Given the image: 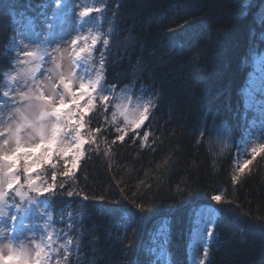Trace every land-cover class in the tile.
<instances>
[{"label": "trees", "instance_id": "trees-1", "mask_svg": "<svg viewBox=\"0 0 264 264\" xmlns=\"http://www.w3.org/2000/svg\"><path fill=\"white\" fill-rule=\"evenodd\" d=\"M7 2L0 0V47L12 35ZM116 2L123 6L119 9L114 58L116 51L125 52V44L130 46L126 58L109 66L107 79L118 84V91L129 83V78L147 89L153 87V81L157 86L163 84L159 107L138 130L149 132V144L153 136L159 139L153 145L154 151L140 149V138L133 142L129 132L122 145H113L110 157L103 156L101 143L100 155L81 162L75 184L63 178L66 187L105 196L104 207L134 214L130 218L126 211L107 214L90 210L82 231L91 234L81 241L79 264H149V233L164 218L171 223L169 264H189L185 240L190 210L214 204L210 197L217 193L225 194L232 203L215 205L222 215L210 249L211 264H264V153L257 155L250 166L252 175L244 182L233 186L230 179L233 144L245 124L240 113L241 89L251 54L264 45V0H143L142 6L140 0ZM11 3L18 9L15 17L27 18L37 17L45 0ZM248 4L252 5L250 9H246ZM115 11L113 3L109 18ZM132 29L136 39L129 42L126 37ZM137 58L149 64L152 78L133 73ZM209 114L228 139L229 149L223 155L219 154L221 145L211 123L207 134H201ZM97 119L108 128L103 138L110 143L116 136L114 128L105 124L103 113ZM46 178L50 181V170ZM61 179L58 176V182ZM112 200L119 203H110ZM133 200L149 205L150 210L139 213ZM54 207L59 212L65 205L57 199Z\"/></svg>", "mask_w": 264, "mask_h": 264}, {"label": "snow or ice", "instance_id": "snow-or-ice-1", "mask_svg": "<svg viewBox=\"0 0 264 264\" xmlns=\"http://www.w3.org/2000/svg\"><path fill=\"white\" fill-rule=\"evenodd\" d=\"M113 3L117 11L109 18ZM5 6L16 24V5L8 0ZM122 6L116 0H45L37 12L38 29L33 25L37 17H30L24 28L12 27L9 42L0 47V61L7 62L6 66L0 63V264H79L81 241L91 234L82 231L90 210L107 214L126 211L130 218L134 215L130 210L104 207L105 196L66 187L63 179L75 184L81 162L100 155L101 143L103 156L110 157L113 145H122L129 132L133 142L140 138V149L154 151L153 145L159 139L153 136L149 144V132L138 130L159 107L163 84L157 86L153 81V87L147 89L129 78V83L118 91V84L107 79L109 66L126 58L130 46L125 44V52L116 51L114 58ZM251 7L246 5V9ZM135 39L132 29L126 40ZM132 67L141 78H152L150 66L142 58H137ZM248 75L242 89L241 118L246 123L241 125L239 141L233 144L237 161L246 158L234 164L230 177L233 186L252 175L250 166L258 154L264 153V143L257 142L264 141V100L256 98L264 77L257 81L254 74ZM248 110L258 114L259 119L254 116L249 120ZM101 113L105 124L116 132L110 143L103 138L108 128L97 119ZM204 121L201 134H207L211 123L221 145L219 154L223 155L229 149L228 139L210 114ZM49 170L50 181L46 178ZM177 191L182 193L183 189L178 187ZM57 199L65 205L59 212L54 207ZM210 199L214 204L190 210L188 251L192 264H211L210 249L222 215L215 205L232 203L223 193L213 194ZM131 203L141 214L150 210L147 204L135 200ZM170 232V220L164 218L152 234V247L148 249L158 253L156 260L169 256ZM131 247L129 243V250ZM199 251L202 255L196 254ZM74 255L75 261L71 259Z\"/></svg>", "mask_w": 264, "mask_h": 264}, {"label": "rangeland", "instance_id": "rangeland-1", "mask_svg": "<svg viewBox=\"0 0 264 264\" xmlns=\"http://www.w3.org/2000/svg\"><path fill=\"white\" fill-rule=\"evenodd\" d=\"M29 18H30V17H27V18L15 17L17 23H16V24H13V23H12V25H13V27L24 28L25 25H27V22H28V19H29ZM33 25H34V27H36V28L38 29V26H39V18H38L37 20H34V21H33ZM263 48H264V45L262 46L261 49H263ZM261 49H260V50H261ZM260 50L257 51V52H255V53L252 55V57H251L252 71H251L250 73L254 74V76H255V78L257 79V81H259L262 77H264V74H263L262 76H260V77L258 78V73H259V72H258V69L261 68V71L264 70V60H261V61H260V58H261V55L259 54ZM64 64H65V66L67 65V54H65ZM255 69H257V71H256ZM259 71H260V70H259ZM248 78H249V76H248ZM246 84H247V82H246ZM245 86H246V85H245ZM256 98H257L258 100H264V86H262L259 90H257V92H256ZM250 111H251V112H249V113H250V114H249L250 116L248 117L249 120H251L254 116H256L257 119H259L258 114H256L253 110H250ZM245 123H246V122H245ZM257 127H259V124H257ZM239 139H240V138H239ZM239 139H238V141H239ZM257 142H259V143H264V141H257ZM244 158H246V157H241V158L239 159V161H237V159H236V151H235V156H234L233 166H234L235 163H242ZM37 171H40V169H37ZM200 206H201V205H200ZM188 238H189V236H188ZM189 241H190V240H189ZM151 247H152V246H151ZM151 247H150V248H151ZM150 254H152V253H150ZM153 254H154V253H153ZM196 254H197V255H202V251H199V252H197ZM156 255H158V253H155V254H154V256L152 257V260H151V262H150L149 264H165V259H167V264H169V258H168V257H166V258H162V259H160V260H156ZM187 257H188L189 264H192V257H191V255H190V253H189V251H188V246H187Z\"/></svg>", "mask_w": 264, "mask_h": 264}, {"label": "bare ground", "instance_id": "bare-ground-1", "mask_svg": "<svg viewBox=\"0 0 264 264\" xmlns=\"http://www.w3.org/2000/svg\"><path fill=\"white\" fill-rule=\"evenodd\" d=\"M256 52V51H255ZM255 52H253L252 54H251V57H252V55L255 53ZM259 54L261 55V58H260V61L261 60H264V48L263 49H261L260 50V52H259ZM256 71H257V69H255ZM260 70V71H259ZM252 71V65H251V61H250V65H249V68H248V70H247V72H246V77H245V81H244V85L242 86V89L245 87V85H246V82L248 81V74L250 73ZM258 78L260 77V76H262L263 74H264V70H262L261 71V68L260 69H258ZM242 89H241V93H242ZM244 112V108H243V97H242V100H241V111H240V113L242 114ZM248 112H251L250 110H248ZM250 114V113H249ZM248 117L250 116V115H247ZM243 120V119H242ZM244 121V120H243ZM244 122H246V121H244ZM241 137V135L239 136V137H237L236 138V141H238V139ZM235 141V142H236ZM235 151H236V149L234 150V154H233V161H234V156H235ZM218 194V193H217ZM204 205H211V204H204ZM156 230V229H155ZM155 231H151L150 233H149V236H150V240L152 239V234L154 233ZM188 236H189V234H188ZM190 243V241H189V238H186V240H185V248H186V251H187V246H188V244ZM150 245V241H149V243H148V245L146 246V251H148V249H150L148 246ZM151 246H152V243H151ZM148 253L150 254V252L148 251ZM152 257L154 256V254L152 253V254H150Z\"/></svg>", "mask_w": 264, "mask_h": 264}]
</instances>
